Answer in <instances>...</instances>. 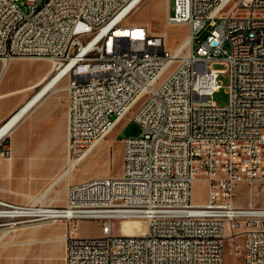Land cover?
Returning a JSON list of instances; mask_svg holds the SVG:
<instances>
[{"label":"built area","instance_id":"built-area-1","mask_svg":"<svg viewBox=\"0 0 264 264\" xmlns=\"http://www.w3.org/2000/svg\"><path fill=\"white\" fill-rule=\"evenodd\" d=\"M144 1L0 0V62L49 61V84L69 82V167L115 130L125 106H139L141 128L125 142L122 176L71 183L65 207L0 199V228L65 221L66 264H225L228 242L244 264H264V206L236 200L240 184L264 189V0H175L167 21L189 27L192 64L128 23ZM209 16L223 29L200 41ZM221 75L227 106L214 100ZM154 76L164 90L150 88ZM0 155L10 156L6 136ZM82 220H98L102 235L77 236ZM116 221H141L144 234L117 235Z\"/></svg>","mask_w":264,"mask_h":264},{"label":"rangeland","instance_id":"rangeland-1","mask_svg":"<svg viewBox=\"0 0 264 264\" xmlns=\"http://www.w3.org/2000/svg\"><path fill=\"white\" fill-rule=\"evenodd\" d=\"M156 4L160 6L156 8ZM151 5H154V11L149 9ZM174 9L175 0H148L147 2L145 0L131 14L128 23L144 25L153 35L162 36L165 39L167 49L175 53L188 39L190 32L187 25L170 26L168 24V14L169 12H174ZM210 30V28H207L203 31L199 38L200 41H204L210 35ZM198 41H196V46L199 44ZM41 65L47 66L46 63ZM175 66H172L171 70ZM215 67L219 70L225 69V66L221 64H216ZM220 81L222 89L214 96V100L219 106H227L230 101L228 93L229 76L221 75ZM140 132L141 128L138 122L134 120L133 115L126 116L119 122L113 133L106 140L100 142L97 148L81 162L79 167L72 173L71 178L66 177L47 194L46 200L49 201L43 202L42 205L58 206V201L66 194L69 180L71 179L74 182H83L93 177L122 176L124 171L125 142L129 137L137 136ZM51 185L23 184L21 186H0V197L13 204H31L35 203L37 198ZM207 192V184L202 180L197 181L194 187L195 203H206ZM236 200L240 206H248L252 201L255 206L263 207L264 189L255 187L252 192L248 184H240L236 190ZM143 225L141 221H116L113 224V231L117 235H126L134 232L135 229L142 228ZM48 230L53 231L56 237H63L67 233V223L60 220L49 224L1 227L0 240L10 244L9 251L13 250L15 252L16 264H23L25 253L27 252H29L30 264H66L65 255H63L59 245L54 246L55 251L52 258L47 256L45 236ZM77 232L78 236L84 238H96L102 235V226L98 220H82V227ZM231 248L228 242L225 264H244L243 256L241 254L237 256L231 254ZM5 259V264H13L10 262L9 257Z\"/></svg>","mask_w":264,"mask_h":264},{"label":"crops","instance_id":"crops-1","mask_svg":"<svg viewBox=\"0 0 264 264\" xmlns=\"http://www.w3.org/2000/svg\"><path fill=\"white\" fill-rule=\"evenodd\" d=\"M157 6L160 5L156 4V8ZM153 8L154 5L149 6L152 11L155 9ZM44 63L47 64L46 67L41 65ZM1 71L0 130L12 118L21 116L6 135L10 156L0 155V186L52 184L37 198L36 201L42 204L49 201L46 200V196L57 184L66 177L71 178V176L63 178L69 168V94L67 91L69 82L62 80L54 83L52 87L49 86L53 67L49 61L45 60L13 59L5 66L1 63ZM28 106L30 107L25 113L24 109ZM71 183L81 182L69 180L67 192ZM67 192L58 201V206L51 207H65ZM0 199L5 200L2 197ZM76 226L77 234L82 227V221H79ZM68 232V226L67 233L63 237H56L53 231H47L45 236L47 256L50 258L54 256L55 245L61 246L63 255H66ZM9 245L3 241L0 243V264L6 263V257L16 264V254L13 250L9 251ZM23 261V264H30L29 252L25 253Z\"/></svg>","mask_w":264,"mask_h":264},{"label":"bare ground","instance_id":"bare-ground-1","mask_svg":"<svg viewBox=\"0 0 264 264\" xmlns=\"http://www.w3.org/2000/svg\"><path fill=\"white\" fill-rule=\"evenodd\" d=\"M245 2H246V0H228L229 5L232 7H243ZM259 21L261 23H264V9L261 12H259ZM207 25H209L211 32H220L221 29H223V19H221L218 16H209V17H207ZM190 45H191V37L189 36L188 39L184 42V44L179 49H177L175 51V53L178 54V61L180 64H192L193 63L192 48L190 47ZM186 49H188V50H186ZM56 81H54L48 85L52 86V85H54V83H56ZM150 88L152 90H164V88H165L164 76H154L153 79L150 81ZM130 114H132L134 120L138 122V120L140 119L139 106H125V109L123 112V119ZM20 116L21 115L17 116L15 119L13 118L9 124L4 126L0 130V139H2L3 137H5L7 135L8 131L11 129V127H13V125L16 123V121H18ZM107 137L108 136L102 137L100 139V142L106 140ZM97 145H95L90 150L89 154L94 151V149L97 147ZM78 167L79 166H76L75 168H74V166L69 167L67 172L63 175V178L66 176H71V174L74 172V170H76ZM35 203L41 204L40 202H37V201ZM197 205L201 206L202 204H197ZM38 215H47V207H38ZM142 234H144V225L142 228H139L137 230L135 229L134 232L127 234V235H142Z\"/></svg>","mask_w":264,"mask_h":264},{"label":"water","instance_id":"water-1","mask_svg":"<svg viewBox=\"0 0 264 264\" xmlns=\"http://www.w3.org/2000/svg\"><path fill=\"white\" fill-rule=\"evenodd\" d=\"M30 106H32V104H30ZM30 106H28L26 109H24L25 110V113H26V111L28 110V108L30 107ZM23 111V110H22ZM21 113V112H20ZM24 113V114H25Z\"/></svg>","mask_w":264,"mask_h":264}]
</instances>
